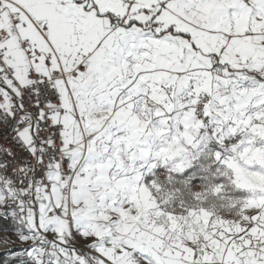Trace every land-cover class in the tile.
<instances>
[{
    "label": "snow or ice",
    "instance_id": "1",
    "mask_svg": "<svg viewBox=\"0 0 264 264\" xmlns=\"http://www.w3.org/2000/svg\"><path fill=\"white\" fill-rule=\"evenodd\" d=\"M0 264H264V0H0Z\"/></svg>",
    "mask_w": 264,
    "mask_h": 264
}]
</instances>
